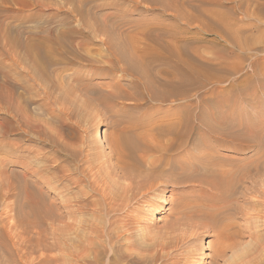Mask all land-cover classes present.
<instances>
[{"label":"bare ground","instance_id":"obj_1","mask_svg":"<svg viewBox=\"0 0 264 264\" xmlns=\"http://www.w3.org/2000/svg\"><path fill=\"white\" fill-rule=\"evenodd\" d=\"M130 1L131 8L139 7L142 2L156 4L152 0ZM64 2L72 5V11L78 15L79 21L85 23L84 27L94 28L90 32H95L104 45L108 61L134 77L137 89L142 87L157 99L155 83L166 87V94L180 96L179 109L170 112L176 115L177 120L156 123L151 128L138 120L127 122L119 127L118 133L107 139L108 152H98L95 157H91L92 150L100 148L94 145L96 141L88 144V141L68 140L56 144V158L49 167L53 176L37 172L36 166L35 170H30L34 180H25L24 175L21 182V179L3 173L0 165V264H203L202 256L197 257L199 248L193 244L201 232H214L217 239L207 264H225L236 243L222 238L230 226L225 222L231 212L228 200L238 193L246 202L249 200L246 199L249 197L246 180L250 167L246 166L249 162L236 166L233 157L220 155L216 147L246 149L252 141L251 136H257L256 132L264 129V121H250L264 111L263 105H254L256 99L264 102V58L249 60L250 79L242 80L238 85L227 84L221 91L222 95L233 93L244 103L243 106L235 107L231 112L217 110L218 102L223 101L220 98L202 109L201 104L196 105V112H192L185 102L193 85L206 86L223 80L217 74L221 66L217 59L198 60L199 55L185 53L178 38L176 45L166 40L173 34L158 33L161 31L153 28L129 31L119 22L120 26L108 29L112 31L91 26L87 20L91 15L87 17L88 13L74 6L73 0ZM171 18L178 21L175 14ZM201 21L210 26L205 19ZM211 29L219 34L218 37L228 40L224 31L217 27L203 30ZM131 32L142 39L150 37L153 45L136 48L133 33L135 42L130 37L129 41L119 38L129 36ZM155 33L157 36H153ZM20 34L25 36V41L19 37ZM63 34L68 37L69 45L58 50L52 49L50 44L60 45L61 41L54 38L50 30L44 34V29L24 28L16 37H5L2 50L7 59L6 62L0 60V111L10 110L15 84L23 90L26 87L21 78V81L17 79L18 83L12 81V71L23 78H33L36 74H47L48 67L51 71L54 67L56 71L59 65L80 57L71 46H78L79 38H88V35L79 29H68ZM263 41L264 33L259 34L254 43ZM237 68L235 66L236 71ZM171 77L178 79L172 81ZM78 84L87 90L84 84ZM112 87L117 88L114 84ZM240 87L245 89L240 91ZM118 91L110 89L107 95L136 99L132 93L124 95L120 89ZM258 92L262 93L260 98L256 94L254 96ZM66 93L59 103L72 108L76 100L70 99ZM82 102L84 107H88L90 99ZM201 135L214 138L217 146L214 148L200 142L205 137ZM3 144L1 140L0 149ZM77 156L84 158L75 163ZM13 161L21 163L29 171L30 167L24 160ZM203 187L214 193L210 201L199 195L192 197L186 190ZM45 188L47 191H43ZM50 191H53L52 196ZM167 191L173 197L167 199ZM168 204L167 209L171 213L168 220L156 227L154 215Z\"/></svg>","mask_w":264,"mask_h":264},{"label":"rangeland","instance_id":"obj_2","mask_svg":"<svg viewBox=\"0 0 264 264\" xmlns=\"http://www.w3.org/2000/svg\"><path fill=\"white\" fill-rule=\"evenodd\" d=\"M86 1L73 0V4L80 9L82 8L83 12L88 13L86 14L87 17L91 15L87 18L91 26L103 27L106 31H112L108 29H114L119 24L129 31L153 28L156 31H161L158 33L173 34L174 37L173 35L166 37V40L170 44L176 45L178 38L179 43L186 51L185 53L199 55L198 60L217 59L221 64L217 69V74L222 76L223 80L221 83H210L206 86L199 83L193 85L189 95H186L187 102H185L192 112H196V105L201 104L202 109L206 105H213L215 100L218 102L220 98H223V101L218 102L220 105L217 110L231 112L234 111L235 107L244 105L233 93V95L231 93L222 95L221 91L227 87V84L238 85L242 80L250 79L249 60L256 57L259 60L264 58V41L258 44L254 43L255 38L264 33V0H152L156 2L155 5L148 3V6L147 3L142 2L137 8L129 6L130 0H88L87 3ZM173 14L177 16L178 21L171 18ZM203 19L210 26L202 24L201 20ZM0 20V23L4 24V26H0V60L2 61L7 59L4 50H2L5 37H16L18 32L24 28L44 29V34L50 30L52 36L61 41L60 45L50 44L52 49L55 48L56 50L68 48V37L63 34L68 29H79L88 35V38L87 36L84 37L85 39L79 38L81 41L78 46H71L75 54H79L80 57L71 55V58L73 57L71 63L59 65L56 71L54 67L50 66L53 72L48 67L47 74L42 76L41 74H34L36 77L33 76V78H23L16 71L11 72L12 81L18 83L17 79H23L22 82L26 84L27 90L26 87L23 90V87L13 84L14 96L12 102L10 100V110L2 109L0 111V141L4 142L0 149V162H2L0 164L2 167H0L3 173L12 176L14 179L19 178L21 182L24 175L26 176L25 180H34L35 177L31 171L35 170L37 166V172L48 173L47 175L51 176L52 168L49 167L56 158V144H62L68 140L71 142L72 140L73 142L85 141L84 143L88 141V144L96 141L97 144L94 143V145H99L100 148L92 150L93 156L91 155V157H95L98 152L100 154L108 152L106 143L109 137L118 133L119 127L127 122L138 120L151 128L156 123L177 120L176 115H171L170 112L179 106L180 96L174 97L166 94L167 88L154 82V92L158 94L157 99L151 94H147L145 89H141L142 87L137 89L135 86L138 83L136 84L137 81L134 77L121 71L118 65H111V62L108 61L109 55L104 45L102 46L95 32H90L94 28L84 27L85 23L79 21L78 15L72 11V5L66 4L64 0H0ZM211 27H217L224 31L228 40L225 39V41L224 38L218 37L219 34L212 29V31L203 30ZM132 33L124 38H119L129 41L136 35ZM21 36L20 34L19 37ZM153 36H157V34L155 33ZM134 38L138 43L134 41ZM134 38L132 40L138 49L153 45V39H149L150 37L142 39L141 36L137 35ZM21 39L22 41L26 40L25 36H22ZM17 50L22 54L20 49ZM55 55L58 56L59 53L55 51ZM235 66L236 68L239 67L237 68L238 71H236ZM198 70L201 71V69ZM177 77L176 79H178ZM171 79L172 81L176 80L175 77H171ZM78 83L84 84L87 90ZM113 84L115 88L117 87L116 90L113 89ZM118 88L121 90V94L131 95L132 93L131 96L136 99L114 98L115 96L107 95V91L110 89L114 92H120ZM238 89L242 91L245 88L240 87ZM64 93L68 94L70 99L76 100L72 108L63 106L62 102L59 103L64 100ZM255 94L259 98L262 96V93L259 92L258 94L254 93V96ZM88 99H90V104L88 107H84L82 101ZM262 103L256 99L254 105H263L262 107H264V102ZM262 111L250 121L263 122L264 111ZM242 113L243 111H241ZM263 130H261V134L260 131L256 132L257 136H251L252 141L246 149L239 150L235 148L221 149L216 147L217 141L214 138L201 135V137H205L200 139V142L204 141L205 144L211 145L210 147H216L222 156L233 157V163L236 166L238 164L241 166L243 162H249L246 166L250 167L249 178L251 179L247 178L246 180V186L249 185L246 194L249 197L245 194L248 197L246 199L249 200L246 202L239 193L230 196L228 200L231 212H229L225 222L229 223L230 226L223 233L222 238L226 237L230 242L236 243L229 251L230 256L228 255L225 264H264ZM81 157L84 158L77 156L79 161L75 159V163H79ZM16 159L28 163L29 171H26L21 163L13 161ZM1 178L2 176H0V180ZM190 189L186 190L188 193L191 192L192 197L199 195L205 201H210L212 195L214 196V193L207 187ZM43 191H47L46 188ZM49 193L52 196L53 191ZM165 194L167 199L173 197L169 191ZM168 207L169 204L165 205L160 213L154 215L156 227L161 226L164 220H168V216L171 214H169ZM246 213L247 216H245ZM215 239L214 232H201L199 238L193 241V244L199 248L197 257L202 256L203 264H207L210 260L209 255L217 241Z\"/></svg>","mask_w":264,"mask_h":264}]
</instances>
